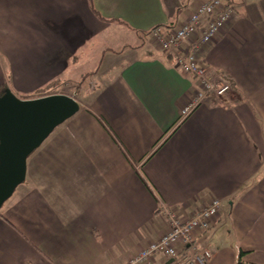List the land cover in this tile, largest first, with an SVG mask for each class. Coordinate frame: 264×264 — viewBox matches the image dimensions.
Here are the masks:
<instances>
[{"label": "crops", "instance_id": "0c3cea01", "mask_svg": "<svg viewBox=\"0 0 264 264\" xmlns=\"http://www.w3.org/2000/svg\"><path fill=\"white\" fill-rule=\"evenodd\" d=\"M203 1L0 0V90L80 107L0 210V264H124L167 232L164 208L212 199L206 264H264V0H224L231 20L198 58L233 90L183 118L200 91L179 62L189 41L166 52L152 30Z\"/></svg>", "mask_w": 264, "mask_h": 264}, {"label": "built area", "instance_id": "2783aa9c", "mask_svg": "<svg viewBox=\"0 0 264 264\" xmlns=\"http://www.w3.org/2000/svg\"><path fill=\"white\" fill-rule=\"evenodd\" d=\"M233 8L224 0H205L177 29L154 28L152 31L156 44L166 52L181 49L183 42L189 41L184 57L180 58L183 71L195 78L200 91L186 106L181 117H187L208 95L216 98L228 96L232 84L222 74L208 75L199 63L198 53L209 44L231 20ZM221 209V201L212 199L204 208L182 218L172 209L164 208L168 219V230L157 241L150 243L136 256L124 264H150L151 257L161 254L167 259H178L177 264H206L212 259L211 252L197 246L198 239L211 230Z\"/></svg>", "mask_w": 264, "mask_h": 264}, {"label": "water", "instance_id": "95a60500", "mask_svg": "<svg viewBox=\"0 0 264 264\" xmlns=\"http://www.w3.org/2000/svg\"><path fill=\"white\" fill-rule=\"evenodd\" d=\"M79 109L67 95L23 100L6 91L0 96V210L25 181L28 158Z\"/></svg>", "mask_w": 264, "mask_h": 264}, {"label": "trees", "instance_id": "16d2710c", "mask_svg": "<svg viewBox=\"0 0 264 264\" xmlns=\"http://www.w3.org/2000/svg\"><path fill=\"white\" fill-rule=\"evenodd\" d=\"M90 2H91V5H92L93 0H90ZM93 10H94L97 14H99L94 8H93ZM156 28H157V27H156ZM167 29H171V27H170V28H167ZM152 31H153V30H152ZM6 91H7L6 88L0 90V96H3V95L6 93ZM243 255H244V253L242 252L238 264H243V263H242V259H241Z\"/></svg>", "mask_w": 264, "mask_h": 264}, {"label": "rangeland", "instance_id": "374dc122", "mask_svg": "<svg viewBox=\"0 0 264 264\" xmlns=\"http://www.w3.org/2000/svg\"><path fill=\"white\" fill-rule=\"evenodd\" d=\"M191 5H192V4H191ZM89 82H91V80H90Z\"/></svg>", "mask_w": 264, "mask_h": 264}]
</instances>
